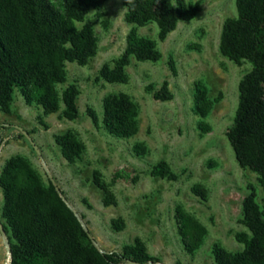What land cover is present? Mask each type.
<instances>
[{
    "label": "rangeland",
    "instance_id": "1",
    "mask_svg": "<svg viewBox=\"0 0 264 264\" xmlns=\"http://www.w3.org/2000/svg\"><path fill=\"white\" fill-rule=\"evenodd\" d=\"M184 3L194 9L192 17L178 20L163 41L157 37L156 22L137 25L127 21L122 0H105L99 8H91L75 24H92L95 54L86 64L65 61V81L55 85L60 94L68 84H76L78 117H62V102L54 112L27 104L15 88L10 111L0 110V172L6 160L18 154L30 161L45 184L51 175L102 251L121 250L137 237L161 264H215L214 243L230 252L243 248L235 237L248 231L243 198L253 192L264 209L258 174L239 165L226 135L238 104L239 81L252 64L247 60L235 63L219 49L224 20L237 15L235 0ZM132 28L155 40L161 56L151 61L129 55L127 81L108 82L99 71L104 64L112 66L125 52ZM164 81L171 98H154L153 92ZM196 82L206 88L209 110L204 117L194 109ZM111 93H123L137 105L138 128L129 137L115 136L104 127L103 99ZM200 121L205 130L198 127ZM17 126L31 135L39 151ZM68 130L84 144L73 162L62 156L54 140ZM135 143L145 146V154L134 152ZM160 160L175 177L152 173ZM193 185L205 191V198L192 192ZM2 205L0 188L4 225ZM176 205L206 227L202 244L192 252L184 249L178 234ZM8 246L4 229L0 232V264H9Z\"/></svg>",
    "mask_w": 264,
    "mask_h": 264
},
{
    "label": "trees",
    "instance_id": "2",
    "mask_svg": "<svg viewBox=\"0 0 264 264\" xmlns=\"http://www.w3.org/2000/svg\"><path fill=\"white\" fill-rule=\"evenodd\" d=\"M105 0H0V110L10 111L13 91L18 88L27 104L40 105L45 112L57 111L61 116L78 117L75 83L59 94L57 83L65 81V61L86 64L96 51V36L91 23L77 27L91 8H99ZM122 0L128 22L144 25L156 22L157 37L163 41L180 19L192 17L194 9L184 0ZM237 15L224 20L219 49L235 63L252 64L238 84V104L232 125L226 135L241 167L259 176L264 192V0H235ZM129 55L137 60L156 61L161 53L156 41L138 35L132 28L127 35L125 52L112 66L104 64L99 74L108 82H126L125 66ZM156 99H169L171 93L164 81L153 92ZM194 109L204 117L209 110L206 88L195 83ZM138 108L123 93H111L103 99L102 122L106 130L118 137H129L138 128ZM92 119L96 117L91 114ZM205 130L203 122L198 123ZM22 135V133H20ZM62 156L73 162L84 150L83 142L72 131L54 138ZM136 154H145L142 143H135ZM155 176L171 175L164 160L152 168ZM120 174V173H117ZM3 195L1 217L9 236V264H128L157 261L139 238L121 250H100L48 178L45 184L30 161L22 155L9 157L0 172ZM191 190L205 198L199 185ZM105 203H108L105 199ZM243 220L248 231L235 234L243 244L230 252L218 243L212 246L215 264H264V209L255 201L254 193L242 201ZM178 234L186 251L196 250L207 233L206 227L180 205L174 208ZM115 224V228L119 225Z\"/></svg>",
    "mask_w": 264,
    "mask_h": 264
},
{
    "label": "water",
    "instance_id": "3",
    "mask_svg": "<svg viewBox=\"0 0 264 264\" xmlns=\"http://www.w3.org/2000/svg\"><path fill=\"white\" fill-rule=\"evenodd\" d=\"M17 128L19 129V131H20L24 136H26V138L28 139V141L30 142V144L32 145V147H33L36 151H39L38 148H37V146H36L35 141H34L33 138L31 137V135H30L25 129H23L22 127L17 126ZM49 178H50L51 181L53 182V184H54L56 190L58 191V193H59V195H60V197H61L65 202H67V200H66L64 194L62 193L60 187L56 184V182H55V180L53 179V177H52L51 175H49ZM67 204H68V203H67ZM71 209H72V210L78 215V213H77V211H76L75 209H73L72 207H71ZM78 217H79V215H78ZM81 222H82V225H83L84 229H85L86 231H88V229L86 228V226L84 225V223H83L82 220H81ZM0 229L2 230V232H4V230H3L2 226H1V224H0ZM88 233H89V231H88ZM89 235L91 236L90 233H89ZM94 243H95V240H94ZM95 244H96V243H95ZM96 246H97V245H96ZM97 247H98V246H97ZM98 248H99V247H98ZM8 249H9V246H8ZM99 249H100V248H99ZM8 251H9V250H8ZM9 255H10V251H9ZM128 264H161V263H159L158 261H152V262H148V263H138V262H136V261H134V260H128Z\"/></svg>",
    "mask_w": 264,
    "mask_h": 264
},
{
    "label": "flooded vegetation",
    "instance_id": "4",
    "mask_svg": "<svg viewBox=\"0 0 264 264\" xmlns=\"http://www.w3.org/2000/svg\"><path fill=\"white\" fill-rule=\"evenodd\" d=\"M0 224H1L2 228H3V230H4L3 223H2V221H1V220H0ZM0 232H2V230H1V229H0Z\"/></svg>",
    "mask_w": 264,
    "mask_h": 264
},
{
    "label": "clouds",
    "instance_id": "5",
    "mask_svg": "<svg viewBox=\"0 0 264 264\" xmlns=\"http://www.w3.org/2000/svg\"><path fill=\"white\" fill-rule=\"evenodd\" d=\"M129 3H132V0H128Z\"/></svg>",
    "mask_w": 264,
    "mask_h": 264
},
{
    "label": "bare ground",
    "instance_id": "6",
    "mask_svg": "<svg viewBox=\"0 0 264 264\" xmlns=\"http://www.w3.org/2000/svg\"><path fill=\"white\" fill-rule=\"evenodd\" d=\"M7 261H9V259Z\"/></svg>",
    "mask_w": 264,
    "mask_h": 264
}]
</instances>
